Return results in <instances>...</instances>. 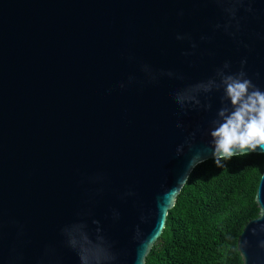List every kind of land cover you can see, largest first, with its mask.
Segmentation results:
<instances>
[{
  "label": "water",
  "instance_id": "water-1",
  "mask_svg": "<svg viewBox=\"0 0 264 264\" xmlns=\"http://www.w3.org/2000/svg\"><path fill=\"white\" fill-rule=\"evenodd\" d=\"M244 7L231 35L211 0H0V264H79L62 229L84 222L94 234L93 220L116 264H138L142 242L146 264L166 227L153 235L158 199L168 217L191 158L212 160L221 107L220 92L200 94L207 110H182L174 94L241 60L264 91V0ZM255 200L243 264H264V173Z\"/></svg>",
  "mask_w": 264,
  "mask_h": 264
},
{
  "label": "clouds",
  "instance_id": "clouds-1",
  "mask_svg": "<svg viewBox=\"0 0 264 264\" xmlns=\"http://www.w3.org/2000/svg\"><path fill=\"white\" fill-rule=\"evenodd\" d=\"M211 2L220 5L222 11L226 14V22L223 28L231 35H235L230 29L240 30V18L237 16L240 8L244 7V11L252 12L251 5L256 0H211ZM217 28L221 25L217 24ZM184 37L178 36L177 39ZM195 44H193V48ZM241 68L237 72H231L230 64L225 62L222 68L217 69L215 76L207 81H201L194 85L178 91L174 94L176 103L182 110L189 105L201 106L210 109L211 105H201L199 96L201 93L207 94L213 91L220 92L221 107L216 112V117L210 121V129L208 134L211 137L209 148L204 151H211V157L215 165L220 168L225 167V162L233 157H244L253 152L264 154V91H262L244 71L243 66L246 60H241ZM144 71L148 73L151 79H156V75L152 73L148 66L144 67ZM160 75L173 76L172 72H161ZM123 86V85H122ZM177 127H182L177 123ZM195 137V133L191 134L189 139L185 140L189 150L192 148L191 138ZM184 151V145L177 146L176 154L181 155ZM206 158L202 152H196L188 164L187 172L182 182H178V187L170 190L178 195L179 187L187 182V178L191 171L204 163ZM131 195V193H127ZM167 196L158 199L157 209L158 218L153 235L163 231L166 226ZM118 213L114 212V217L118 218ZM145 220L141 216V221ZM93 224L97 225L94 234L88 230V226L84 222H76L66 225L62 229L65 245L71 249L78 257L79 264H116L118 254L114 251L113 243L103 234L99 227V221L93 220ZM259 231H264V225L259 226ZM257 228L252 229V233L256 234ZM142 232L137 226L134 234L135 240H140ZM151 239V237H149ZM264 247V241L261 242ZM143 254L139 257L138 264H144V242L141 243Z\"/></svg>",
  "mask_w": 264,
  "mask_h": 264
},
{
  "label": "trees",
  "instance_id": "trees-1",
  "mask_svg": "<svg viewBox=\"0 0 264 264\" xmlns=\"http://www.w3.org/2000/svg\"><path fill=\"white\" fill-rule=\"evenodd\" d=\"M264 155L197 166L169 212L146 264H243L238 239L259 215L256 194Z\"/></svg>",
  "mask_w": 264,
  "mask_h": 264
}]
</instances>
